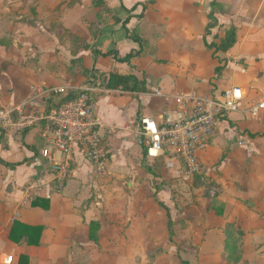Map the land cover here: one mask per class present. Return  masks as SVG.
I'll return each mask as SVG.
<instances>
[{"label":"crops","instance_id":"obj_1","mask_svg":"<svg viewBox=\"0 0 264 264\" xmlns=\"http://www.w3.org/2000/svg\"><path fill=\"white\" fill-rule=\"evenodd\" d=\"M93 2L0 0V108H49L57 95L40 91L92 85L106 156L104 171L78 156L62 189L30 198L40 171L53 177L46 141L0 130V264H264V108L249 111L264 101V0ZM231 28L235 43L216 50ZM110 73L146 89H110ZM233 88L242 106L219 117L201 173L146 156L142 118L173 109L175 92Z\"/></svg>","mask_w":264,"mask_h":264},{"label":"built area","instance_id":"obj_2","mask_svg":"<svg viewBox=\"0 0 264 264\" xmlns=\"http://www.w3.org/2000/svg\"><path fill=\"white\" fill-rule=\"evenodd\" d=\"M95 90L92 85L84 86L72 99L61 101L65 89H46L38 93L40 100L48 97V92L57 95L49 108L48 104L32 103V109L28 110V102L0 108V130L36 129L46 141L39 154L53 177L44 179L45 171H40L36 181L28 187L32 190L28 197L50 192L52 187L62 189L78 156L90 160L98 171H104L103 125L91 95ZM171 98L173 109L164 112L158 120L142 118V138L147 157L165 156L177 160L181 175L188 178L201 173L198 152L208 147L219 117L240 109L243 97L233 88L209 97L179 91ZM261 108L264 101L252 104L249 111L255 114ZM56 153L60 154L59 158L54 156ZM165 164L169 167L171 161L166 160ZM11 260L8 256L7 261Z\"/></svg>","mask_w":264,"mask_h":264},{"label":"trees","instance_id":"obj_3","mask_svg":"<svg viewBox=\"0 0 264 264\" xmlns=\"http://www.w3.org/2000/svg\"><path fill=\"white\" fill-rule=\"evenodd\" d=\"M94 6H98V7H102L104 6V2L103 0H94ZM108 12H110L111 10L107 9ZM129 11V10H128ZM101 17V15L98 13L97 14V18L99 19ZM116 22H119L120 19L116 18L115 19ZM128 21V17L126 19L123 20L122 22V26L125 27L126 22ZM101 33V29L97 32V34ZM130 37L132 39H134L135 41L141 43V39L134 33V32H130ZM236 41V37H235V29L231 28L228 30V32L226 33L225 37L221 40V42L216 45V50H222L225 51L228 48H230ZM95 53H97V51H94ZM139 52V51H138ZM107 54H114V56L116 55V51L112 50ZM131 55L133 54H129L126 57H124V60H127ZM119 60L121 58L116 57ZM100 77H102L101 75H99ZM94 77V76H93ZM100 79L98 76H95V78L93 80H98ZM103 78V77H102ZM101 78V80L105 81V86L110 88V89H120L123 91H144L146 89L145 87V82L142 80H139L136 76H134L133 74H126V75H120L117 73H110L108 76H105L103 79ZM76 95V91H66L62 96H61V101H65L68 99H72L74 96ZM93 94H92V99H93ZM163 159L162 157L156 158V162H160L162 163ZM169 235L171 238V231H169Z\"/></svg>","mask_w":264,"mask_h":264},{"label":"rangeland","instance_id":"obj_4","mask_svg":"<svg viewBox=\"0 0 264 264\" xmlns=\"http://www.w3.org/2000/svg\"><path fill=\"white\" fill-rule=\"evenodd\" d=\"M168 175L165 172L163 173V176H164L165 180H167L168 182L174 183L175 185H177V187H181V186H179V183H180L179 180H181V179L174 178L171 174H168ZM184 193H187V195H188V191L187 190L184 191Z\"/></svg>","mask_w":264,"mask_h":264}]
</instances>
